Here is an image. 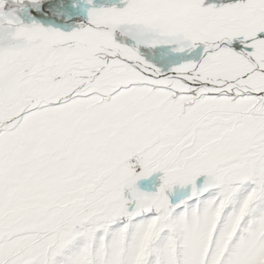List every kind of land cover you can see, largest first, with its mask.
Instances as JSON below:
<instances>
[{"label": "snow or ice", "instance_id": "obj_1", "mask_svg": "<svg viewBox=\"0 0 264 264\" xmlns=\"http://www.w3.org/2000/svg\"><path fill=\"white\" fill-rule=\"evenodd\" d=\"M0 264H264V0H0Z\"/></svg>", "mask_w": 264, "mask_h": 264}]
</instances>
